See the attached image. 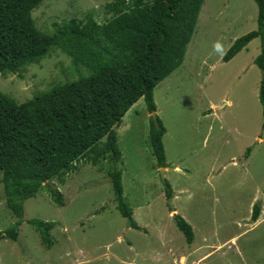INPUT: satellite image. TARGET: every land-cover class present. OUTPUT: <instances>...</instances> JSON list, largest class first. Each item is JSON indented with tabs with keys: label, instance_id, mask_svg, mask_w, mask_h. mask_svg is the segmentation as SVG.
<instances>
[{
	"label": "rangeland",
	"instance_id": "1",
	"mask_svg": "<svg viewBox=\"0 0 264 264\" xmlns=\"http://www.w3.org/2000/svg\"><path fill=\"white\" fill-rule=\"evenodd\" d=\"M111 1L43 0L32 15L39 29L53 33L72 18L104 23ZM257 27L255 0L204 1L184 62L154 90L155 112L167 129L166 168L152 152L144 98L116 127L122 160L115 167L139 228L122 215L108 158L75 161L64 182H49L63 205L43 187L24 200L22 215L6 201L0 170V264H264V74L254 61L261 38L223 60L238 37ZM86 74L55 47L25 71L0 74V90L24 102ZM255 203L259 221L252 219ZM175 214L192 226V243ZM35 219L53 223L51 248L29 223ZM14 228L17 239L9 235Z\"/></svg>",
	"mask_w": 264,
	"mask_h": 264
},
{
	"label": "trees",
	"instance_id": "2",
	"mask_svg": "<svg viewBox=\"0 0 264 264\" xmlns=\"http://www.w3.org/2000/svg\"><path fill=\"white\" fill-rule=\"evenodd\" d=\"M205 0H113L105 4L104 23L89 15L72 18L56 26L53 33L39 29L33 10L43 0H0V74L25 71L57 47L83 66L88 74L39 91L33 98L17 102L0 90V170L8 204L23 214L25 199L46 187L54 202L63 196L49 185L64 182L76 170L75 161L85 158L94 165L108 158L109 176L122 215L139 228L133 209L124 201L122 160L116 127L141 98L150 113L157 110L156 86L185 60ZM258 5V27L238 37L223 57L230 61L255 38L261 51L255 63L264 74V0ZM263 108L264 77L259 88ZM150 118V145L160 167H167L163 136L167 129L157 116ZM106 138V140H102ZM251 148L246 155L249 156ZM114 163V165H113ZM168 199L173 191L168 185ZM175 211L172 209L171 212ZM260 215L253 205L252 219ZM179 229L192 243V226L175 214ZM51 248L53 223L29 220ZM17 239V230L9 233Z\"/></svg>",
	"mask_w": 264,
	"mask_h": 264
},
{
	"label": "water",
	"instance_id": "3",
	"mask_svg": "<svg viewBox=\"0 0 264 264\" xmlns=\"http://www.w3.org/2000/svg\"><path fill=\"white\" fill-rule=\"evenodd\" d=\"M152 116H153L154 120H155L156 123H157V122H158L157 113H156V112H153V113H152ZM164 171H165V169H162V174H163V175H164ZM163 178H164V176H163Z\"/></svg>",
	"mask_w": 264,
	"mask_h": 264
},
{
	"label": "clouds",
	"instance_id": "4",
	"mask_svg": "<svg viewBox=\"0 0 264 264\" xmlns=\"http://www.w3.org/2000/svg\"><path fill=\"white\" fill-rule=\"evenodd\" d=\"M217 47H219V45H217ZM128 112V111H127ZM162 168H164V167H162Z\"/></svg>",
	"mask_w": 264,
	"mask_h": 264
},
{
	"label": "crops",
	"instance_id": "5",
	"mask_svg": "<svg viewBox=\"0 0 264 264\" xmlns=\"http://www.w3.org/2000/svg\"><path fill=\"white\" fill-rule=\"evenodd\" d=\"M131 108H132V107H131ZM260 218H261V217H260ZM260 218H258L257 220L259 221Z\"/></svg>",
	"mask_w": 264,
	"mask_h": 264
}]
</instances>
